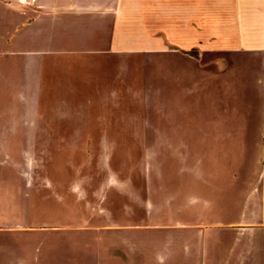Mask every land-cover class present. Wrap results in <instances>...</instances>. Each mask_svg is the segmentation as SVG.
Listing matches in <instances>:
<instances>
[{"label": "rangeland", "instance_id": "obj_1", "mask_svg": "<svg viewBox=\"0 0 264 264\" xmlns=\"http://www.w3.org/2000/svg\"><path fill=\"white\" fill-rule=\"evenodd\" d=\"M167 31L175 52L77 57L86 93L91 76L123 63L128 119L149 124L110 131L155 138H83L75 124H61L89 119L67 102L71 87H39L24 71L39 59L0 52L1 264H264V228L239 235L251 247L240 263L229 252L237 236L224 227L237 211L221 201L261 200L248 188L264 161L262 95L248 77L260 61L204 51L200 37L172 43L186 30ZM45 63L59 70L74 60Z\"/></svg>", "mask_w": 264, "mask_h": 264}, {"label": "crops", "instance_id": "obj_2", "mask_svg": "<svg viewBox=\"0 0 264 264\" xmlns=\"http://www.w3.org/2000/svg\"><path fill=\"white\" fill-rule=\"evenodd\" d=\"M130 28L141 29L142 34L130 37L127 30ZM167 29L186 30V35H177L180 36L178 41L186 39L172 40V43L191 44L195 37H200L204 51H228L234 56L243 53L247 65L259 59L260 67L250 69L248 77L258 85L264 106V0H0V52L33 55L39 59L38 67L24 70L35 76L33 81L39 87L48 83L59 84L63 91L71 87V99L67 102L72 101L79 109L85 108L89 119L61 124H75L85 139L158 136L146 137L135 132L127 137L110 131L113 126L129 127L137 121L149 124L148 119H128L129 103H125L124 97L130 96L132 86L127 82L129 70L121 62L113 64L115 70L109 75L90 77V92L86 93L81 88L88 80L77 67L82 63L77 57L95 55L125 60L134 53L168 49L175 52L176 48L167 45L168 38L172 37ZM54 56L74 60L72 68H48L45 60ZM102 71H107L104 66ZM82 113L77 110V117L83 116ZM259 122L262 140L258 143L257 154L264 156V115L259 117ZM262 164L260 175L248 186L250 196L255 195L253 190L257 188L259 202L249 201L246 206L236 199H221L225 200L228 211L230 203H234L237 211L233 226L224 228L237 236L229 252L240 257L239 263L244 253L251 249L239 235L264 228V161ZM240 220L249 222L241 223ZM199 230L202 234L209 233L207 228ZM10 261V264H18Z\"/></svg>", "mask_w": 264, "mask_h": 264}]
</instances>
